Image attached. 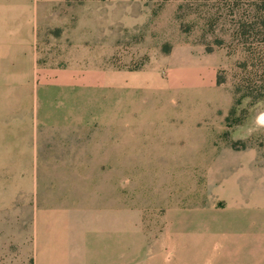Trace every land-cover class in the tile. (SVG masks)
Here are the masks:
<instances>
[{"label": "rangeland", "instance_id": "obj_1", "mask_svg": "<svg viewBox=\"0 0 264 264\" xmlns=\"http://www.w3.org/2000/svg\"><path fill=\"white\" fill-rule=\"evenodd\" d=\"M34 1L12 0L16 27L42 17L13 37V60L37 62L40 151L60 174L23 201L92 226L80 264H204L208 237L255 218L243 200L264 173V46L208 27L205 0ZM29 235L11 250L37 264Z\"/></svg>", "mask_w": 264, "mask_h": 264}, {"label": "crops", "instance_id": "obj_2", "mask_svg": "<svg viewBox=\"0 0 264 264\" xmlns=\"http://www.w3.org/2000/svg\"><path fill=\"white\" fill-rule=\"evenodd\" d=\"M66 1L51 0L48 3L62 4ZM11 4L12 0H0V88L8 86L15 91L13 95L0 93V213L9 211L18 214L0 216V227H16L15 232L10 233L8 241L0 244V249L11 253L12 264H22L27 256L26 251L14 252L11 245H21L31 234V238L35 240L37 264H80L79 261H89L85 258V242L94 233L89 234L86 229L90 230L92 226H73L71 229L58 225L57 220L75 215L66 213L63 216L59 210H45L43 206L23 201V197L36 194L38 180L55 179L60 172L57 171L58 162L47 161L40 151L37 128L38 91L36 84L32 83L34 77L31 71V67L37 66V62L25 56L16 64L13 60V37L30 36L32 33L36 35V32L31 31V26L35 20H42V17L36 9L30 23L25 27L21 24L16 27L10 12ZM26 47L25 54L29 51L28 43ZM14 66H17V70L13 69ZM85 79L88 80L86 77L83 82ZM249 176L251 181L244 186L251 189V192H246L243 201L251 205L248 209L255 213V218L233 225L227 236L208 237V249L210 243H215V246L213 252L206 253L209 257L206 258L205 253H202L200 259L204 264H264V173ZM236 197L234 201L239 204L240 200ZM238 209L239 206L236 205L234 210ZM30 213H33V220L28 219ZM79 235L82 239L85 236L84 241L80 242ZM123 255L124 252L122 258ZM94 257L96 260L101 258L97 251ZM114 258L113 264H119V254ZM1 262L2 260L0 264Z\"/></svg>", "mask_w": 264, "mask_h": 264}, {"label": "trees", "instance_id": "obj_3", "mask_svg": "<svg viewBox=\"0 0 264 264\" xmlns=\"http://www.w3.org/2000/svg\"><path fill=\"white\" fill-rule=\"evenodd\" d=\"M204 8L212 30L227 24L244 45L264 46V0H205Z\"/></svg>", "mask_w": 264, "mask_h": 264}, {"label": "bare ground", "instance_id": "obj_4", "mask_svg": "<svg viewBox=\"0 0 264 264\" xmlns=\"http://www.w3.org/2000/svg\"><path fill=\"white\" fill-rule=\"evenodd\" d=\"M261 121L264 122V114H262V116H261Z\"/></svg>", "mask_w": 264, "mask_h": 264}]
</instances>
